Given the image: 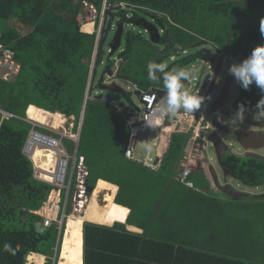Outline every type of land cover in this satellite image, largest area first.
Segmentation results:
<instances>
[{
  "label": "trees",
  "instance_id": "obj_1",
  "mask_svg": "<svg viewBox=\"0 0 264 264\" xmlns=\"http://www.w3.org/2000/svg\"><path fill=\"white\" fill-rule=\"evenodd\" d=\"M82 1L85 0H0V22L3 24L0 42L15 50L22 65L15 81L0 80V108L15 115V118L1 121L0 113V264H27L31 253L46 256L47 264H52L60 231L55 225L45 227L44 218L39 213L45 209L55 213L62 202L61 199L56 200L58 191H53L48 183L34 177L33 163L23 153L31 128L24 119L31 105L51 113L74 115L76 121L81 114L96 40L94 34L83 33L77 21ZM108 2L112 6L117 3L127 7V10L119 6L109 11L111 23L118 16L120 21L125 19L128 12L133 13V18L147 20V9L170 16L175 24L157 17L155 26L166 29L161 41L166 45L163 51L134 31L130 30L124 35L125 50L120 54L123 63L117 77L138 83L145 90L163 86L162 80L159 85L148 80V62H162L176 50L196 49L206 43L223 49L233 34L227 53L230 55L231 50L242 62L254 48L264 46V34L261 33L264 0ZM91 29L92 24L83 27L84 31ZM104 45L105 41H101L94 81L97 67L104 62ZM197 58L198 55L193 54L182 59L181 63ZM114 66L115 61L108 60L106 67L112 69ZM95 87H98V83ZM122 95L127 100L131 98L125 92ZM52 116L41 114L36 121ZM120 118L110 104L100 99L88 100L79 145V154L85 156L90 171L87 181L89 194L96 188L99 179L119 186L112 206V217H115L113 209L116 205L129 206L121 200L122 184L115 177L105 174L104 166L98 165L103 161L99 157L104 152L111 154L108 163H113L116 157L125 158L129 130ZM187 138L183 133L172 134L162 170H170L172 175L180 169ZM52 160L53 156L46 155L43 164L50 166ZM229 168L232 176L245 185L258 187L263 184L262 177L254 169ZM132 212L127 224L144 230L142 235L128 231L124 224L118 222L111 227L84 224L80 232L84 264H251L233 256H224L214 249L207 252L201 248H191L173 239L167 240V243L152 241L146 236L145 224L139 226L132 222ZM37 223L42 228L39 233L35 230ZM223 234L219 233L222 240ZM61 235L57 260L64 231ZM5 243L18 249L16 255L2 251Z\"/></svg>",
  "mask_w": 264,
  "mask_h": 264
},
{
  "label": "built area",
  "instance_id": "obj_2",
  "mask_svg": "<svg viewBox=\"0 0 264 264\" xmlns=\"http://www.w3.org/2000/svg\"><path fill=\"white\" fill-rule=\"evenodd\" d=\"M81 5L82 9H85L86 14L83 12L78 14L77 21L80 26L83 28L88 24H98V28L94 29V33L97 34V50L95 57L93 58L92 75L87 101L100 99L104 103L113 106L119 113L121 117L120 119L124 121L126 128L129 130V138L125 149V157L128 160L136 161V149L141 134L145 133L149 136L148 144H150L152 135H158L160 137L161 135L170 136L174 133L186 134L189 137V141L185 146L181 160L182 171L180 176L183 183L192 187L193 184L188 181V177L191 175L197 162L195 153L199 149H204L205 144L209 143L205 136L208 128V121H206L204 111L201 112L200 107V109L196 110L193 114L179 113L171 120L172 125L166 126V118L157 121L158 114H154V110L160 101L158 100V91H163V86L156 88L155 92L151 93L152 90H142L137 83L127 81L129 83V94L131 96L133 95L132 98L134 96H138L140 98L139 104H135L133 100H128L127 105H123L120 101H116L108 95L100 93L93 94L92 86L95 84L93 76L95 73L98 50L101 41H105V49L107 45H110L107 43L108 33L114 27V23L110 22L109 11H113V9H116L119 6L127 10V7L123 4L117 3L112 6L108 0L104 1L102 12L99 11L95 2L85 0L82 1ZM133 16L132 12H128L126 14L128 19L133 18ZM158 17L161 18V15H158ZM159 31L162 35L165 33L166 29H161ZM139 33L141 34V32ZM108 52L109 54L112 52V49L109 46ZM213 54L211 52L212 57ZM220 54L223 53H219L218 56ZM189 55H191L189 51L182 50L171 55L169 59L171 61H176L180 58L184 59ZM117 58L118 57L113 58L112 56L109 57L108 60H117ZM200 61L207 66V73L202 77L194 75V79L185 81L184 83L190 92L200 94V96L205 99L207 93L212 89L217 78L214 70L215 63L213 64V62ZM21 69L22 65L18 62L15 50L0 42V80L6 82L14 81V79L19 76ZM193 69L198 71L196 66H194ZM116 79V76H114L111 82H116ZM44 112L49 115L59 116L60 123L58 127L53 126L52 122L50 124L39 123L38 121L30 119L28 115L24 121L31 125V130L29 131L25 141L23 153L33 163L34 177L48 183L53 188V191L56 190L59 192L56 200L59 201L61 199L62 205L58 206L57 211L53 213L51 210L48 212L47 209H45V211L39 214L44 218L45 227L56 225L62 234V231L65 230L66 222L71 215L68 213L69 209H74V212L77 215L82 214V210L84 209L85 211V208L91 200L94 191L93 190L89 194V187L87 184L89 171L85 165V157L79 154V145L85 112H82V116L78 120L79 123L77 125V131H75V121H70L66 115L61 113H51L49 111ZM0 113L2 114L1 121L3 119L15 118L14 114L1 109ZM26 114H28V110ZM178 125H180V130L177 131ZM164 128H169V130L164 132ZM66 141H71L73 143V153H70L66 148ZM148 147H150V145ZM39 150L42 152L52 153L53 155V162L47 169L42 166V160H44L46 156L36 158V154ZM37 160L39 162L38 167L35 163ZM156 160L157 157L150 156L149 152L143 163L151 166L152 168H157ZM63 191L65 192L64 195L62 194Z\"/></svg>",
  "mask_w": 264,
  "mask_h": 264
},
{
  "label": "crops",
  "instance_id": "obj_3",
  "mask_svg": "<svg viewBox=\"0 0 264 264\" xmlns=\"http://www.w3.org/2000/svg\"><path fill=\"white\" fill-rule=\"evenodd\" d=\"M145 11H147L148 13L146 17L150 18L149 23H152L155 25V23L158 20L157 19L158 15H161V18H166L169 22L173 23V20L168 15H163V13H156L154 11H148L147 9H145ZM243 11H244V8L242 12ZM241 15L242 14L239 15V18L241 17ZM95 28H98V24H95V25L92 24V29L90 31H84L83 28L81 27V31L83 33L90 34V35L94 34L96 36L92 59L95 57V53L97 50V34L94 33ZM158 29L161 30L163 29V27L158 28ZM134 32L138 34H140L139 32H141L140 35H143L142 31H134ZM144 32H145V29H144ZM125 34L126 32L124 33V35ZM163 35L164 34L161 35V38L163 37ZM147 40L150 43H152L150 37ZM108 44L112 45V43H108ZM152 44L158 46L160 51H163L166 47V45L161 44V42L160 44H154V43ZM190 49L191 48H185L183 50H187L190 53ZM197 49H199L198 53L196 54L193 53L194 55H198V58L196 59V61L202 60L199 53L203 49H207L208 51H210V53L212 52V54L214 53L212 58L220 62L222 61L228 62L230 57H232L231 55L227 53L229 47L227 48V50H226V47L223 49H220L219 47L213 46L211 43H206L205 45L200 46ZM124 50L125 48H123L121 45V47L115 52L113 56L114 58L115 57H118V58L117 60L112 59L115 61V66L112 67L111 69L113 73L111 77L106 72L107 67L105 68L103 75L107 76L110 79L109 81L106 82V85H110V86L119 85L120 83L119 80L129 81L125 79H118L117 77L119 73L120 65L121 63H123V59L121 58L120 54L124 52ZM215 50L218 51V54L219 53H223V54H220L218 56L215 52H213ZM178 51H182V50L179 49V50L172 52L168 57H165L163 61H167V62L171 61L169 59L170 56L175 54ZM193 54L191 53V55ZM182 59L183 58H180L179 59L180 61L176 62L174 66H177V67L182 66L183 65L181 63ZM238 60L240 62L239 57H238ZM92 66H93V60H92L90 73H89L88 86L86 89V96H85V101H84L85 108L83 104L79 118H81L82 112L86 111L87 95H88L89 85H90L91 75H92ZM95 68H96V64H95ZM170 69L171 67H168V70ZM114 76H116L117 81L111 82ZM16 78L14 79V81L16 80ZM103 83L105 84V77H104ZM95 84H93L94 86H92V91H93V88L95 87ZM160 87L161 86L153 87V88H149L148 90H153V89L155 90L156 88H160ZM98 88H99V83H98ZM141 89L145 90L143 88ZM148 90H145V91H148ZM124 92L127 93L123 89V92L121 94H123ZM127 99L128 98L126 97V100H125L126 102L128 101ZM129 100H133L132 96L131 98H129ZM122 104L126 105L125 103H122ZM39 109H43V108H39ZM42 111H46V110L43 109ZM43 114H46V113H43ZM66 116L68 117L70 121L71 120L75 121L76 123L75 131H77V125L79 123L78 121L79 118L76 121L75 120L76 116L74 115H66ZM26 117H27V114H26ZM84 118H85V115H84ZM171 136L172 135L170 136L161 135L157 141L153 142V146L161 150V153L159 154L157 153L155 156L157 157V160H156L157 168H152L151 166L145 165V163H143L144 159L147 158L148 153L150 152V147H148V152L146 155H144V157L141 154H138L136 150V161L125 159L126 157L124 159H120V157H116L113 160V163H108L110 159H105V160L103 159L102 163L101 162L99 163L98 167L104 166L103 168H104L105 174L113 178L115 177L118 180V182L122 184L121 200L124 204L129 206V207H125L121 205H116L115 210L113 209L115 217H112L111 216L112 206L118 194L119 186L118 184L107 182L104 179H99L98 182L104 181L111 185H114L117 188V191L114 195V201L109 211V216L113 219L114 223L120 222L121 224H124L126 226V229L128 231L142 235L144 234V230H142L141 228L135 225L127 224V218L130 215L131 210H132L133 211L131 215L132 222H134L135 224H138L139 226L141 224H145V227L147 229L146 236L150 240L160 242V243H167V240L173 239L174 241H178V243L187 245L191 248L197 247L207 252H213L212 251L213 249L216 250L217 248L220 247L219 245H224L226 243L222 239L218 238L219 233L222 234V232H225L228 228L226 216L221 207L223 204L219 203L216 199H214L213 198L214 196L211 193H207L202 190L200 191L196 190V186L194 185V180L192 181L191 178L194 175V172L197 170L198 159H197L195 168L193 169L191 175L188 177V181H190L193 184L192 187H190L189 185L181 181V176H180L181 171H182L181 167L176 173H173L172 175L170 174V170H167V171L165 169L162 170L161 165L163 163L165 153L167 152V149L169 148ZM147 141L149 142V136L147 138ZM68 143L72 144L73 151H74V145L71 141H66L65 143L66 148L69 150ZM161 145L162 147H160ZM85 165L89 171V168L86 162H85ZM89 174H90V171H89ZM213 202L218 204L217 209H215L214 206L216 205ZM61 236L62 235L59 232L57 243L58 241L61 240ZM56 249H57V246L55 248V252H56ZM30 255H39V254L31 253ZM30 255L27 258V264H36V263H31L28 261ZM43 257L45 259L43 264H47L48 262L47 257L46 256H43ZM53 260H54V257L52 258V264H53Z\"/></svg>",
  "mask_w": 264,
  "mask_h": 264
},
{
  "label": "rangeland",
  "instance_id": "obj_4",
  "mask_svg": "<svg viewBox=\"0 0 264 264\" xmlns=\"http://www.w3.org/2000/svg\"><path fill=\"white\" fill-rule=\"evenodd\" d=\"M104 1L105 0H99V2L96 3L100 12H102ZM81 12L86 14L84 8L81 10ZM146 19L148 22H150L149 17H146ZM119 21L120 18L118 16L116 20L113 22L114 23L113 29H111L108 33V39H107L108 43L113 42ZM2 29H3V24L0 22V31H2ZM127 30L142 31L144 38L146 40L149 39V34L144 32V27L141 28L136 25H132V23L130 22H127L125 23V31ZM124 44H125V39L122 40L123 48H124ZM108 46L111 47V45H107L105 49L106 52L104 55L103 64L97 67L95 74V83H99L105 71L106 65L108 63V58L111 56L108 52ZM198 51L199 49L197 48L190 49V53L192 54L193 53L196 54L198 53ZM214 52L218 55L217 50H215ZM229 53L232 56L230 57L229 61L233 63L231 64L230 62L225 66L224 73H222L223 80L226 77L225 75V73L227 72L226 70L229 69L230 66L235 64L234 62H237L238 60V57L235 53H233L231 50H229ZM178 61L180 60L177 59L176 61H168V67L171 68L177 67L174 66V64ZM194 66L198 68V71L197 70L195 71L193 69ZM180 67L187 68L188 70L193 72L194 75H197L198 77H202L207 73V66H205V64H203L200 60L196 61L195 59H193L191 62L183 64ZM109 80L110 79L107 76H105V84ZM119 82H120L119 85L124 89V91L130 93V91L128 90L129 83L127 81H120V80ZM87 86H88V82H87ZM220 90H221V86L219 85L213 94L212 100H216L218 98ZM99 92L104 95H108L111 98L118 100L122 103H125L127 105V102L125 101L126 97L122 94L101 90L98 87L93 88V94ZM235 96L236 93L233 90L231 92L230 98L226 102L229 107L231 106V103L235 98ZM133 101L135 104H139L140 98L138 96H134ZM42 110L43 109H38L32 106L28 109L27 116L29 115L30 119L36 121V118H38L41 114L45 113ZM168 130L169 128H164L163 131L166 132ZM147 138L148 135L145 133L140 135L136 150L138 154H141L144 157V155L147 154L148 146L150 145V156L155 157L157 153L158 154L161 153L160 149L153 146V142L157 141L159 136L152 135L150 144H148ZM188 141H189V137L187 138V142ZM160 147H162V145ZM68 148H69L68 151L70 153H73V147L71 143H68ZM234 148L235 150H237V146H234ZM95 156L97 157L99 155H95ZM99 158L105 160V159H111L112 157L110 153L104 152L102 157ZM195 158L198 159V167L191 179L192 181L194 180V185L196 186V190L198 191L202 190L204 192L211 193L214 196L213 197L214 199H216L219 203L223 204V205L221 204L222 205L221 207L223 209V212L225 213L226 221L228 223V228L227 230L225 229L226 231L224 232L225 236H223V241H225L226 243L224 245H219L220 247L216 249L217 252L220 251L224 256L226 255L233 256L232 258H237L247 263L264 264V199L255 198L253 197V195H250L249 198L246 197H242V199L232 198L216 189L212 177V173L210 171V167L211 166L214 167V170L219 177L222 176V172L221 169L217 166L215 150L209 143L205 144L204 149H199L198 151H196ZM230 183L235 190L249 192L250 194L257 193V190L255 188L245 187L242 184H238L239 182L236 180H231ZM62 194L64 195L65 192L63 191ZM102 199L103 197L100 198L101 201ZM214 204L216 205L214 206L215 209H217L218 204L216 203ZM83 212L84 209L81 212L82 214H78V215H83L84 214ZM68 213L71 215L69 216L65 225L63 240L62 243L60 244L61 246L60 255L57 264H69V262L70 263L72 262L74 264H83V256H82L83 242L80 236V232L85 222L84 223L82 222L81 224L80 221H73L72 218L73 214L75 215L74 209L71 210L69 209ZM73 225H75V227Z\"/></svg>",
  "mask_w": 264,
  "mask_h": 264
},
{
  "label": "flooded vegetation",
  "instance_id": "obj_5",
  "mask_svg": "<svg viewBox=\"0 0 264 264\" xmlns=\"http://www.w3.org/2000/svg\"><path fill=\"white\" fill-rule=\"evenodd\" d=\"M213 61V63H215L214 70L217 79L204 99L205 108L203 107V111L206 115V121H208V128L205 136L214 150V144L209 139L212 136L216 138L220 143L221 154L224 153L219 161L215 150L217 166L222 172L221 177L217 175L218 183L221 187L229 186L234 191L247 194L248 196L246 198L253 195L255 198L264 199V147L261 146L262 144H257L256 146H253L257 149H246L241 142H238V135L241 132H255L264 135V116L257 115L259 109L256 107L258 102L264 98V91H261L255 83H253L249 90L243 89L236 82L234 76L229 73V69L226 70V77L223 80L222 73H224L225 66L230 62H220L216 59H213ZM234 63L239 64L240 62L237 60V62ZM219 85L221 86L219 96L216 100H212L213 94ZM233 90L235 91L236 96L229 107L226 102L230 98ZM209 94L210 98L208 97ZM240 105H243L246 109L244 113L245 119L242 123L234 121L235 114L239 110ZM234 146H237V150H235ZM232 166L237 169H254L258 172L262 177L261 180L263 181V184L258 187H251L257 190L256 194L238 191L232 187L230 183L231 180H236L239 182L238 184L250 187L232 176L231 169L229 168ZM226 171L229 172V175L227 176L225 174Z\"/></svg>",
  "mask_w": 264,
  "mask_h": 264
},
{
  "label": "clouds",
  "instance_id": "obj_6",
  "mask_svg": "<svg viewBox=\"0 0 264 264\" xmlns=\"http://www.w3.org/2000/svg\"><path fill=\"white\" fill-rule=\"evenodd\" d=\"M125 28V26H124ZM125 32H128L125 31ZM261 33L264 34V19L261 20ZM168 69V62L149 61L147 64L148 80L157 85L163 82V91L166 95L160 99L158 106L154 110L157 115V121L167 118L171 120L179 113H193L200 109L204 102V97L200 94H194L188 90L184 81L194 79V73L184 67H173ZM160 74L159 76L157 74ZM229 73L234 76L236 82L245 90L255 85L264 91V46H257L251 54L239 64H233L229 68ZM257 115L264 116V98L258 104ZM246 109L243 105L235 114L234 121L243 122L245 119ZM35 230L39 233L42 231L39 223L35 224ZM2 251L10 255H16L18 249L13 248L9 243L2 245Z\"/></svg>",
  "mask_w": 264,
  "mask_h": 264
},
{
  "label": "water",
  "instance_id": "obj_7",
  "mask_svg": "<svg viewBox=\"0 0 264 264\" xmlns=\"http://www.w3.org/2000/svg\"><path fill=\"white\" fill-rule=\"evenodd\" d=\"M127 22H130V23H132V25H136V26L141 27V28L144 27V29L146 30L147 34H149V37H150L152 43L160 44V42L162 41V38H161V35H160V31L154 24L147 22L144 18L143 19H139V20L137 18L128 19L125 16V19H122L121 21H119V23L117 25V31H116V34L114 36V39H113V42H112V45H111L112 52L110 53V55H111L110 57H112L115 54V52L122 45V40H123V36H124V33H125L124 26H125V23H127ZM232 36H233V34L229 37V39L227 41L226 50H227V48L229 47V45L231 43ZM199 54L201 56L202 61L214 62L211 53L207 49H203L202 51H200ZM106 72L108 73V75L110 77L113 75V73H112V71H111V69L109 67L106 69ZM104 77H105V75H102V77H101V79L99 81V88L101 90L111 91V92L119 93V94H121L123 92V89L119 85L110 86V85L104 84L103 83L104 82ZM153 92H155L154 89L151 91V93H153ZM158 94H159L158 100H160L161 98H163L166 95V93L164 91H158ZM208 97L210 98V94H209ZM205 103H206V101H205ZM203 107L205 108V104L204 103L201 106V109H200L201 112H203ZM84 108H85V104H84ZM181 113H183V112H181ZM193 113H195V111ZM171 120L166 118V126H171L172 125ZM178 130H180V125H178V127H177V131ZM209 140L214 144L216 153L218 155V160L220 161V159H221V157H222V155L224 153L221 154V151H220L221 147H220L219 141L216 138H214L213 136L210 137ZM238 142H241V144L246 149H254L256 147H253V146H256L257 144H264V135L263 134H258V133H255V132H241L238 135ZM262 146L264 147V145H262ZM260 148H262V147H260ZM210 171L212 173V177H213V180H214L215 187H216V189L218 191H220L223 194H225V195H227L229 197H232V198H242V197H247L248 196L247 194L239 193L237 191L232 190L231 187H229V186H222L221 187L219 185V183H218L217 174H216L213 166L210 167ZM225 174L227 176V175H229V172L226 171ZM227 190H229V191H227ZM59 239H60V237H59ZM58 243H60V241H58ZM58 243H56L57 249H56V252H55V255H54L53 264H56V260H57V252H58V249H59Z\"/></svg>",
  "mask_w": 264,
  "mask_h": 264
},
{
  "label": "bare ground",
  "instance_id": "obj_8",
  "mask_svg": "<svg viewBox=\"0 0 264 264\" xmlns=\"http://www.w3.org/2000/svg\"><path fill=\"white\" fill-rule=\"evenodd\" d=\"M30 107H32V106H30ZM38 121L42 124H50L52 122V125L55 127H58V125L60 123L59 116H57V115H53L52 117H43V118L39 119ZM46 155H47V157L53 156L52 153L42 152L41 150H39L36 154V158L40 157V156L44 157ZM49 155H51V156H49ZM52 162H53V160L50 162V165ZM35 163L38 167V163H39L38 160ZM42 166L45 167V169L49 168V166L47 164L44 165L43 162H42ZM116 191H117V188L114 185H111V184L104 182V181H99L96 185V188L93 191V195H92L91 200L88 202V205L86 206L85 211L83 212L84 214L83 215H76V214L73 215V217H72L73 221H80L83 223L84 222L85 223H92V224L108 226V227L113 225L114 221L109 216V211H110V208H111L112 203L114 201V195H115ZM101 197H103L102 201L100 200ZM118 223H120V222H118ZM73 226L75 227V225H73ZM83 251H84V246H83ZM44 260L45 259H44L43 255H40V254L39 255H30V257L28 259L29 262L36 263V264H43ZM57 262H58V260L56 261V264H57ZM69 264H74V263L69 262ZM83 264H84V261H83Z\"/></svg>",
  "mask_w": 264,
  "mask_h": 264
}]
</instances>
